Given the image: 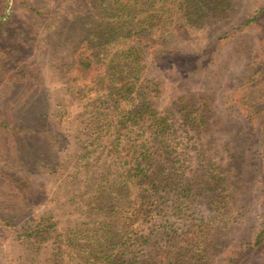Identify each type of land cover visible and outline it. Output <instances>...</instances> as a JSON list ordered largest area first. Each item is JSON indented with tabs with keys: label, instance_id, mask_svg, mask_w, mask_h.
I'll return each instance as SVG.
<instances>
[{
	"label": "rangeland",
	"instance_id": "1",
	"mask_svg": "<svg viewBox=\"0 0 264 264\" xmlns=\"http://www.w3.org/2000/svg\"><path fill=\"white\" fill-rule=\"evenodd\" d=\"M90 2L98 13L99 1ZM205 2L186 34H162L192 58L189 71L183 58L154 67L145 49L135 61L140 78L161 79V107L199 99L205 123L190 128L176 112L153 147L148 178L133 182L115 156L112 126L128 104L68 81L84 16L69 0H0V205L3 171L43 196L22 216L0 212V264H88L86 251L105 236L143 226L149 243L166 229L178 245L192 229L196 252L186 264H264V241L255 244L264 229V0ZM21 126L30 136L58 133L43 164L18 158ZM41 214L56 223L57 244L25 237Z\"/></svg>",
	"mask_w": 264,
	"mask_h": 264
},
{
	"label": "trees",
	"instance_id": "2",
	"mask_svg": "<svg viewBox=\"0 0 264 264\" xmlns=\"http://www.w3.org/2000/svg\"><path fill=\"white\" fill-rule=\"evenodd\" d=\"M69 1L74 11L84 17L82 32L72 45L68 81L71 85L101 92L116 104L122 101L125 105L128 104L119 122L112 125L119 138L115 156L129 181H143L149 175L153 147L169 128L176 112L190 128L205 123V119L201 103L198 104L199 99L178 96L172 99L169 106L161 107L158 101L161 79L147 76L140 78L136 73L135 61L139 60L138 56L142 53L140 50L145 49L149 51L154 67L161 68L183 58L186 61L184 68L189 71L192 58L181 57L184 53L176 46L164 45L162 34H186L187 26L202 15V6L206 2L98 0L101 10L96 13L90 0ZM206 1L209 3L221 0ZM35 8L37 13H41L38 6ZM51 14L55 18L61 16L59 11L51 12L48 16ZM168 19L174 20L172 26H169ZM177 55L180 56L176 57ZM9 126L11 125L6 124V127ZM18 131L23 134L17 147L18 158H29L30 165L43 164L45 155L51 158L58 140L57 132L41 129L37 131L39 136H30L32 131L23 126ZM3 174L8 187L0 205L4 218L22 216L30 206L40 203L39 200L43 197L41 190L25 185V177L17 176L12 179L6 171ZM143 196L145 200V195ZM13 198L16 201H11ZM142 229L144 226L140 229L135 227L123 237L111 232L109 237L105 236L98 243L97 251H86L90 260L88 264H186L195 255V241L191 237L194 231L190 228L183 231L179 245L173 240L176 237L175 230L163 229L161 235L149 243L150 235ZM24 234L35 244L54 245L61 239L56 223L46 214L34 217L25 227ZM262 241L264 229L258 233L255 244ZM145 247L150 249L145 251ZM240 256L241 253L238 258ZM231 261L232 258L227 259L225 264H234Z\"/></svg>",
	"mask_w": 264,
	"mask_h": 264
}]
</instances>
